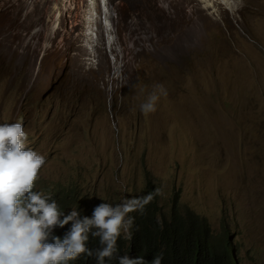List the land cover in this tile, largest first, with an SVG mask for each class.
Returning a JSON list of instances; mask_svg holds the SVG:
<instances>
[{
	"label": "rangeland",
	"instance_id": "rangeland-1",
	"mask_svg": "<svg viewBox=\"0 0 264 264\" xmlns=\"http://www.w3.org/2000/svg\"><path fill=\"white\" fill-rule=\"evenodd\" d=\"M232 1V10L216 2L214 15L199 0H188L184 16L177 19L172 14L175 0L166 10L146 0H119V24L121 17H128L147 33L136 39L121 32L120 39L148 52H114L119 79L112 81L104 79L112 69L108 55L102 61L82 59L83 71L95 70L88 79L71 74L73 67V74L81 68L78 61L68 64L72 54H46L37 72L40 88L35 86L34 94L37 97L49 85L43 96L51 98L58 111L50 114L48 132H54L60 144V170L84 160L90 166L94 158L104 167L99 176L106 182L118 168L113 158L128 152L127 165L120 170L133 175L136 183L151 174L179 170L187 187L202 191V210L214 224L222 206L233 209L235 219L243 214L246 227L240 222V240L249 253L247 261L260 264L264 262V0ZM192 6L198 12L188 21L185 14ZM199 13L203 20L197 18ZM2 19L7 29L13 28L6 14ZM60 32L65 38L70 33L68 27ZM84 34L76 37L83 44L91 42ZM55 49L59 51V44ZM95 49L98 56L104 54L102 40ZM36 59L35 54L21 56L26 64ZM64 61L79 95L72 116L59 111L64 102L55 97L62 86ZM101 62L105 67L97 69ZM156 83L165 86L167 96L158 99L154 112L142 113L139 104ZM100 93L113 99L116 112L92 119L87 113ZM109 194L112 199L125 196L114 189ZM142 195L135 190L134 197Z\"/></svg>",
	"mask_w": 264,
	"mask_h": 264
},
{
	"label": "clouds",
	"instance_id": "clouds-1",
	"mask_svg": "<svg viewBox=\"0 0 264 264\" xmlns=\"http://www.w3.org/2000/svg\"><path fill=\"white\" fill-rule=\"evenodd\" d=\"M169 2L164 1L159 9L166 10ZM98 6L106 12L107 1L98 0ZM36 8V0H0V264H250L245 243L240 240V222L245 225L243 214L235 219L234 210L222 206L214 224L202 210V191L187 187L179 170L151 174L136 183L133 175L120 170L127 165L124 163L129 152L113 158L119 169H114L106 182L99 176L104 167L98 166L94 158L90 166L84 160L72 168H58L60 144L54 132H48L52 126L50 114L58 111L52 99L43 96L49 85L37 92V97L34 90L35 86L40 88L37 72L47 59L44 55L72 54L68 64L73 66L77 51L69 48V40L61 36L63 24L49 21L46 13ZM91 8L95 19L101 18L112 31L111 20L96 12V2ZM210 12L217 15L218 7L217 12ZM3 14L13 28L3 25ZM113 16L117 17L118 12L114 11ZM72 21L77 22L73 17ZM133 29L140 39L147 34L137 23ZM78 32L74 29L72 35L77 46L83 44L76 37ZM121 32L134 36L125 30H119L118 36L113 31L105 34L104 54L80 53V72L73 74V67L71 74L89 79L95 70L83 71L82 59L92 61L96 57L102 61L108 55L112 69L104 73V79H119L114 52H148L144 47H129L120 39ZM92 41L94 45L99 42L97 37ZM58 44L59 51L55 49ZM114 46L115 51H111ZM15 47L20 51L15 53ZM25 54H35L36 61H21ZM104 67L101 62L97 69ZM62 70V86L55 94L64 102L59 111L66 116L76 115L79 95L66 73L65 61ZM17 79H22L21 83L13 85L11 82ZM164 96L167 89L156 83L140 102L139 110L154 112L156 102ZM98 107L102 108L99 114ZM114 112L113 99L100 93L87 116L95 119ZM110 189L125 196L112 199ZM135 190L143 195L134 197Z\"/></svg>",
	"mask_w": 264,
	"mask_h": 264
},
{
	"label": "bare ground",
	"instance_id": "bare-ground-1",
	"mask_svg": "<svg viewBox=\"0 0 264 264\" xmlns=\"http://www.w3.org/2000/svg\"><path fill=\"white\" fill-rule=\"evenodd\" d=\"M37 1V8L35 11L45 12L46 16L49 18V21H59V24H63L62 31L66 30V27H68L70 33L67 37L69 40L68 47L72 50L76 51H82V53H86L87 55H97L98 53L95 49V45L93 41L84 43L83 45H75L73 42L74 37L73 30L78 29L77 35L80 36L81 34L85 33L86 40L90 41L91 38L95 39L97 37V40L104 39V35L108 34L111 35L112 31L115 35L118 36L119 30H125L129 33L134 34L133 26H136V21L133 19H129L128 17L120 19L119 24V18L118 16H113V12L117 11L119 12V4L115 2V0H106L107 1V8L106 12H101L99 6H98V0H36ZM147 3H149L153 6L159 9L160 5L164 1L168 0H146ZM203 7L206 9H210L213 12H217L216 8V2L224 4L228 9H232L231 1L230 0H199ZM96 2V12L99 15L104 14L105 17L103 18L105 20H111L112 22V31L111 29H107L106 27H109V24L105 27L102 23V20L98 21L95 19V16L93 15V9L91 8L92 3ZM188 3V0H175L172 14L175 18L180 19L184 16V12L182 11V8L185 6V4ZM66 9L65 14L63 11ZM196 11L193 6L191 7L190 11L185 14V19L188 21H193L195 19V13ZM73 13V14H72ZM35 16V15H33ZM59 16V18H58ZM72 17L74 18V21H77L75 24H73ZM198 19L203 20L204 15L202 13H199L197 16ZM70 24V26H69ZM60 31V29H59ZM135 37L140 38L138 33L134 34ZM113 44V43H112ZM119 46L120 50H123L124 48L119 44L116 43ZM104 45V43H103ZM105 47H103L104 49ZM111 51H115V46L110 47ZM79 55H76L74 57V62L77 61Z\"/></svg>",
	"mask_w": 264,
	"mask_h": 264
}]
</instances>
